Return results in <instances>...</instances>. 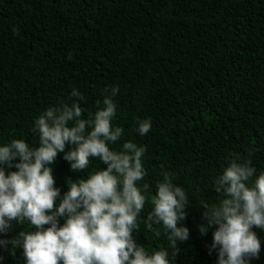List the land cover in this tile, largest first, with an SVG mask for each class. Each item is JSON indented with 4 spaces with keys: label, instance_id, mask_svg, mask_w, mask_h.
Returning a JSON list of instances; mask_svg holds the SVG:
<instances>
[{
    "label": "trees",
    "instance_id": "trees-1",
    "mask_svg": "<svg viewBox=\"0 0 264 264\" xmlns=\"http://www.w3.org/2000/svg\"><path fill=\"white\" fill-rule=\"evenodd\" d=\"M112 85V123L124 132L110 148L125 140L145 147L139 183L149 197L165 172L186 191L190 234L176 264H215V226L198 231L205 206L221 199L214 178L234 153L264 171V0H0V143L38 144L33 120L44 109L70 103L76 88L87 116ZM145 118L152 127L140 135ZM52 167L63 193L67 179L105 165L93 158L72 171L58 153ZM150 209L149 199L141 218ZM134 237L148 249L168 243L143 220ZM2 254L4 264H23L20 249ZM253 264H264V240Z\"/></svg>",
    "mask_w": 264,
    "mask_h": 264
},
{
    "label": "clouds",
    "instance_id": "clouds-1",
    "mask_svg": "<svg viewBox=\"0 0 264 264\" xmlns=\"http://www.w3.org/2000/svg\"><path fill=\"white\" fill-rule=\"evenodd\" d=\"M118 92V85L106 86L96 102L102 107L83 116L84 96L73 88L70 103L51 105L34 118L38 144L22 138L0 143V264L2 253L14 256L17 249L23 264H176L179 244L190 234L183 223L186 191L165 172L149 197L147 184L139 183L146 175L145 147L125 140L119 150L110 148L124 132L112 123ZM137 125L135 131L145 135L152 122L145 118ZM58 153L72 171L87 169L93 158L105 167L67 179L61 193L52 167ZM256 173L250 159L234 153L213 180L221 199L205 206L198 231L203 236L215 226L209 245L215 264H253L260 257L264 237L254 228L264 230V171ZM149 199L151 209L141 218ZM141 220L155 237L165 236L167 246L138 243L134 232ZM25 223L30 227L9 235Z\"/></svg>",
    "mask_w": 264,
    "mask_h": 264
}]
</instances>
